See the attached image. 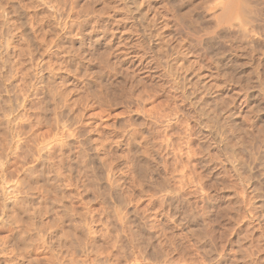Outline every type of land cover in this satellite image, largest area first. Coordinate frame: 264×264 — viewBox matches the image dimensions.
<instances>
[{"label":"rangeland","instance_id":"rangeland-1","mask_svg":"<svg viewBox=\"0 0 264 264\" xmlns=\"http://www.w3.org/2000/svg\"><path fill=\"white\" fill-rule=\"evenodd\" d=\"M136 1L149 20H138L130 0H0V264H218L221 252L210 255L192 232L196 214L204 216L209 204L241 208L239 236L232 235L236 226L227 219L212 224L218 244L234 241L227 257L238 259L237 264H264V172L259 162L239 147L235 156L230 154L213 123L197 125L189 107L162 97L156 80L135 71L150 56L171 63L175 77L191 65L215 96L220 89L227 94L230 102L222 108L235 112L232 119L226 113L232 129L252 130L246 145L263 146L264 97L256 81L246 82L255 69L264 83V0L252 1H259L256 17L262 29L253 35L258 49L249 63L255 65L247 63L250 44L240 41L238 31L218 29L216 43L225 54H237L241 64V72H229L228 78L211 67L207 44L230 0ZM136 47L145 48L147 57ZM179 63L186 66L180 69ZM209 99L215 107L214 98ZM251 106L263 110L258 118ZM152 114L160 122L151 121ZM198 132L220 156L218 172L230 175L226 183L236 179L232 169L241 171L244 192L241 183L223 193L192 180L193 171L212 184L199 168L201 157H195ZM230 155L235 161L227 160ZM185 166L184 177L180 170ZM249 171L255 178L250 185ZM247 251L249 259H256L249 260Z\"/></svg>","mask_w":264,"mask_h":264},{"label":"bare ground","instance_id":"bare-ground-1","mask_svg":"<svg viewBox=\"0 0 264 264\" xmlns=\"http://www.w3.org/2000/svg\"><path fill=\"white\" fill-rule=\"evenodd\" d=\"M131 2H130V5H131V10H132V12L134 13V15L136 16V17H138V20H139V17L140 18H142L144 21H146V20H149V19H147L146 18V16L144 15V11L142 10V8H141V6H139L138 4H137V1L136 0H130ZM229 1V0H228ZM253 0H236V1H233V0H230L227 4H224V9H223V14H222V19H220L219 21H217L218 22V24H217V26L213 29V31L211 32V34H212V36L213 37H211V39H210V41L208 42V44H207V47H208V49H209V51L213 54V57H211V59H212V61L210 60V64H211V67L213 66V64L216 66V73H217V75L218 76H220V77H222V78H226L227 77V74L229 75V72H233L234 74L236 73L237 74V71H239V69H240V66H241V64H240V62H238L237 61V58L238 57H236V55L234 56V54L233 53H231V54H225L224 52H223V50L220 48L221 46L219 45V44H217L216 43V39L217 38H215V37H217V34H218V29L221 27V26H223L224 27V29L226 30H228V31H232V30H234L235 29V31H238V33H240V35H239V37L238 38H242V40H240V41H244L247 45H249L250 44V51H249V54H247V55H250L251 54V56H246V58L248 57H252V55H254L255 54V51L258 49V47H257V45H256V43L253 45V42H255V40L253 41V35H254V33H256L257 32V30H258V32L260 31V30H262V29H258L259 28V26H260V24H259V22H260V19L258 18V17H256L257 16V13H259L257 10H259V9H257V7H255V5L257 6V4H258V2L256 1L255 2V5L253 4V2H252ZM257 3V4H256ZM261 4V3H260ZM141 5V4H140ZM259 7H260V5H259ZM257 9V10H256ZM132 13V14H133ZM148 22V21H147ZM262 22H263V19H262ZM150 23V22H149ZM149 23H147V27L148 28H150V27H152ZM155 23V25H156V22H154ZM261 23V22H260ZM259 25V26H258ZM157 26V25H156ZM156 26H154L155 28H156ZM158 27V26H157ZM146 28V27H145ZM154 29V28H153ZM156 30H157V28H156ZM159 30V29H158ZM226 30V31H227ZM149 30H147V32H148ZM221 31V30H220ZM222 31H224V30H222ZM150 32V35H152L153 34V31H149ZM232 33V32H231ZM261 33V32H260ZM209 34V33H208ZM233 34V33H232ZM258 34V33H257ZM242 35V37H240ZM263 35V34H262ZM160 36V35H159ZM218 37H220V36H218ZM263 39V38H262ZM203 41V40H202ZM253 41V42H252ZM241 42V43H242ZM239 43V42H238ZM244 43V44H245ZM253 46H252V45ZM110 45V44H109ZM123 45L124 44H122L121 46V48H123ZM133 46L132 47H135L134 46V44H132ZM157 45V44H156ZM164 45H166V44H164ZM163 45V46H164ZM234 45V44H233ZM125 46H126V44H125ZM125 46H124V49H125ZM158 46H161V45H158ZM168 46H170L169 44H168ZM220 46V47H219ZM229 46V45H228ZM246 46V45H245ZM117 47V46H116ZM119 47V46H118ZM127 47V46H126ZM130 47V46H129ZM145 47H146V45H145ZM261 47V46H260ZM111 48V47H110ZM131 48V47H130ZM130 48H128V50L130 49ZM139 48H141V47H139ZM139 48L138 47H136L135 49L137 50H139ZM163 48V47H162ZM165 48V47H164ZM223 48V47H222ZM228 48V47H227ZM247 48H248V46H247ZM113 49V48H112ZM132 49H134V48H132ZM134 49V50H135ZM142 50V52H144V54H146V57H147V53L145 52V51H147V50H145V48L143 49V48H141ZM149 51H148V53H151V50L152 49H150V45H149V47L147 48ZM154 49V48H153ZM167 49V48H166ZM194 49H196V48H194ZM114 50V49H113ZM121 50H123V49H121ZM128 50H125L126 52L128 51ZM131 50V49H130ZM128 51V52H131V51ZM133 50V51H134ZM145 50V51H144ZM171 50V49H170ZM234 50V49H233ZM192 51H193V49H192ZM117 52H118V50H117ZM135 52H138V51H135ZM140 52V51H139ZM160 52V51H159ZM185 52H186V50H185ZM184 52V53H185ZM196 52V51H195ZM232 52H234V51H232ZM122 53H124L123 51H122ZM134 53V52H133ZM153 53V52H152ZM184 53H182V54H180V55H184ZM230 53V52H229ZM125 54V53H124ZM144 54H143V56H144ZM176 54V53H175ZM186 54V53H185ZM233 54V55H232ZM107 55V54H106ZM125 55H127V54H125ZM129 55V54H128ZM136 55H137V53H136ZM151 55H154V53L153 54H151ZM171 55V54H170ZM178 55V54H177ZM188 55V54H187ZM186 55V56H187ZM134 56H135V54H134ZM133 56V57H134ZM139 56V55H138ZM142 56V55H141ZM155 56V55H154ZM173 56H174V53H173ZM173 56H172V58H173ZM176 56V55H175ZM179 56V55H178ZM178 56H176V58L178 57ZM189 56V55H188ZM238 56V55H237ZM244 56V55H243ZM127 57V56H126ZM136 57V56H135ZM145 57V58H146ZM184 57V56H183ZM114 58V57H113ZM139 58H140V56H139ZM141 58H144V57H141ZM144 58V59H145ZM154 58V59H153ZM151 57L150 56V58L148 57V58H146V61L144 60V62L142 63V61L140 62V60H142V59H140L139 60V62L140 63H142L141 64V66H139V67H136L137 69L135 70V71H137V75L139 76V73H141L142 71L143 72H146V74H147V76H148V74H149V76H150V78H153L154 80H156V82H155V86H156V90L157 91H159L160 93H163L164 95H162V97H166V98H170L171 99V101L173 102V100L174 101H176V102H178L179 100V102H181L182 103V108H185V110L187 109V107H189L190 109H189V111L192 113V120H194L196 123H197V125H205L206 126V122L207 123H213V127L215 128V131H216V134L217 135H219L220 136V138H221V144L223 145V148H227V150H229L230 151V154L232 153L233 154V152H235V151H238L237 150V147H239V148H241V150L242 149H245L247 152H248V155L251 157V159L252 160H254V161H257V162H259V167H261L262 168V171L264 172V145L262 146H258V145H255V143H251L249 146L248 145H246V142H245V140L247 139V138H245V137H248V139L250 138L249 137V133H250V131H252V130H250V131H247V129L245 130V131H242V132H236V131H234V129H232V126H231V123L230 122H232V121H230V119L229 118H231L232 119V117L234 116V114H235V112L234 111H232V110H228V109H223V108H226L227 107V104L228 103H226V102H230V99H226V95H224L225 93L223 92V90L222 89H220L219 90V92H220V94L218 95V96H215L214 95V93H213V88L211 87V85L209 84V82H207L205 79H203V76H201V74H199L198 72H199V70H197L198 72H196V70L195 69H193V67L190 65L188 68L189 69H187L186 71H185V69L183 70L184 72H182L181 73V70L180 69H182V67L184 66H186V65H184L183 63V65L181 64V63H179V65L181 64V67H180V69L178 68L179 66H176V68H178L179 70H180V73H178V76L177 77H175L176 76V74L177 73H174V74H172L171 72H173V70L170 72V64L168 65V61L166 60V61H163L162 60V62H166L167 63V65H164L158 58H156V57ZM175 58V59H176ZM182 57H180V59H181ZM185 58V57H184ZM245 58V59H246ZM247 58V59H248ZM105 59V58H104ZM136 59H137V57H136ZM150 59H152L151 61H149ZM171 59V58H170ZM174 59V60H175ZM110 60V59H109ZM120 60V59H119ZM125 60V59H124ZM128 60V59H127ZM134 61H135V59H133ZM179 59L177 58V61H178ZM244 60V59H243ZM249 61L247 62V63H249L250 62V58L248 59ZM252 60H254V59H252L251 58V61ZM101 61V60H100ZM107 61V60H106ZM116 61V60H115ZM118 61V60H117ZM134 61L132 62V64L134 63ZM137 61V60H136ZM148 61V62H147ZM170 61V60H169ZM176 61V60H175ZM204 61V60H203ZM111 62V61H110ZM122 62H123V59H122ZM170 62H172V59H171V61ZM174 62V61H173ZM172 62V63H173ZM197 63H198V60L196 61ZM120 63H121V61H120ZM139 63V64H140ZM193 63V62H192ZM200 63V62H199ZM254 63V64H253ZM108 64V63H107ZM123 64H124V62H123ZM122 64V65H123ZM127 64V63H126ZM203 63H201V64H199V65H202ZM205 64V63H204ZM203 64V65H204ZM209 63L207 64V67H208V65H210ZM250 64H253V65H255V62L253 61V62H251V63H249V65ZM259 64V63H258ZM118 65V64H117ZM117 65H114V67L115 66H117ZM131 65V64H130ZM203 65H202V68H203ZM264 65V64H263ZM120 67H121V65H119ZM206 66V65H205ZM256 66H258L257 64H256ZM107 67H108V65H107ZM113 67V68H114ZM125 67H127V66H125ZM134 67V66H133ZM133 67H131V68H133ZM174 67V66H173ZM183 67V68H184ZM211 67H209V68H211ZM195 68V67H194ZM200 68H201V66H200ZM205 68V67H204ZM118 69V68H117ZM116 69V70H117ZM125 69V68H124ZM134 69H135V67H134ZM207 69L208 68H206V71H207ZM214 69V68H213ZM123 70V69H122ZM126 70V72H125V74H123V75H125L124 76V78L126 77L127 78V76H126V73H128L127 72V70H129L128 69V67H127V69H125ZM254 70V76L253 77H251L246 83H248V85H251L252 83H255V81H256V85H258V86H260L259 88H260V92H259V96H263L264 97V85H262V84H264L263 82H262V79H261V73L260 72H257L255 69H253ZM259 70V69H258ZM112 71H113V69H112ZM131 71L133 72L134 70L133 69H131ZM131 71H129V72H131ZM135 71L132 73V74H134L135 73ZM174 71H176V70H174ZM204 71V70H203ZM114 72V71H113ZM117 72H118V70H117ZM212 72H215V70L214 71H212ZM239 72H241V71H239ZM250 73H251V71H249ZM120 73V72H119ZM264 73V72H263ZM131 74V75H132ZM145 74V73H144ZM231 74V73H230ZM240 74V73H239ZM129 75V74H128ZM232 75V74H231ZM243 75V74H242ZM132 78H133V76H131ZM131 77H130V79H131ZM208 77V76H207ZM211 77V76H210ZM233 77H235V75L233 76ZM242 77V76H241ZM125 78V79H126ZM139 78V77H138ZM149 78V77H148ZM149 78V79H150ZM228 78V77H227ZM248 78V77H247ZM129 79V80H130ZM135 79H137V78H135V76H134V80ZM141 79H143V78H140V80ZM144 79H145V77H144ZM234 79V78H233ZM232 79V80H233ZM237 79V78H236ZM221 80V79H220ZM226 80V79H225ZM229 80H231V79H229ZM229 80H227V81H229ZM128 81V78L126 79V82ZM131 82H132V80H130ZM221 81H223V80H221ZM239 81V78L237 79V82ZM136 82V81H135ZM140 82V81H139ZM143 82V81H142ZM245 82V81H244ZM141 83V82H140ZM152 83V82H151ZM239 83V82H238ZM134 84V83H133ZM231 84V83H230ZM235 84V83H234ZM233 84V85H234ZM132 85V84H131ZM153 85V84H152ZM224 85H226V84H224ZM235 85H237V84H235ZM254 85V84H253ZM133 86V85H132ZM135 86V85H134ZM133 86V87H134ZM220 86H223V85H221V83H220ZM257 86V87H258ZM239 87V86H238ZM244 87V86H243ZM261 87H263V88H261ZM153 88H155V87H153ZM229 88V87H228ZM135 89V88H134ZM246 89H248V88H246ZM229 90V89H228ZM231 91H233V90H231ZM234 92V91H233ZM246 92H247V90H246ZM250 93H251V91H249ZM171 93V94H170ZM229 93V92H228ZM156 94V93H155ZM252 94V93H251ZM150 95V94H149ZM152 95V94H151ZM152 96H155V95H152ZM151 96V97H152ZM209 96H211V97H213L214 98V102H216L215 103V107H211V104L209 103V101H210V99H209ZM231 96V95H230ZM222 98V99H219V98ZM237 97V96H236ZM175 98V99H174ZM248 98V97H247ZM215 99H219V100H221V103H220V101L218 102V100H215ZM233 99H235L236 100V98H233ZM264 99V98H263ZM178 100V101H177ZM262 102V101H261ZM260 102V103H261ZM264 102V101H263ZM219 103V104H218ZM253 104V103H252ZM181 105V104H180ZM180 105H179V107H180ZM221 105V106H220ZM223 105V106H222ZM249 105V104H248ZM254 105V104H253ZM263 105H264V103H263ZM255 106H258V105H255ZM181 107H180V111H182L181 110ZM223 107V108H222ZM231 107V106H230ZM249 107V106H248ZM177 109H178V107H177ZM250 109H251V113L252 114H260L261 113V111L263 112V110L262 109H260V107H254V106H251L250 107ZM225 110H228V112H226ZM151 112V111H150ZM237 112V111H236ZM153 113V112H152ZM226 113H227V115L228 116H230L229 118H227L228 116H226ZM189 115V114H188ZM258 115H257V118H258ZM262 115V114H261ZM150 116V115H149ZM160 116H162V115H160ZM191 116V115H190ZM151 117V121L153 120V121H157V122H160V118L159 117H157V115H155V114H152V116H150ZM256 117V116H255ZM262 117H264V116H262ZM153 118V119H152ZM185 118V117H184ZM155 121V122H156ZM194 122V123H195ZM170 127V126H169ZM195 127V126H194ZM173 128V127H172ZM257 128V127H256ZM249 129V128H248ZM194 130H196V128H194ZM193 130V131H194ZM206 130V129H205ZM201 131V130H200ZM199 131V132H200ZM196 132V131H195ZM199 132L197 133V134H194L195 136H196V142H197V145L196 146H198V147H196V149H197V151H196V153H195V157H201L200 159L201 160H199V163H198V165H199V168H201L200 170H202V168L204 169V171H205V173L210 177V179H211V182L210 183H212V184H209V182L208 181H206V179L204 180V179H202V174L201 173H199V174H197L196 175V173H193V171H192V176H193V174H194V176L191 178L192 180H194V178H195V182H198V184H200L201 185V187H203V188H207L208 189V191L209 190H211V191H213L214 189L215 190H218L219 192L220 191H222L223 193L225 192L224 190H228V189H237L236 187H238L239 186V183H241L240 184V186H241V189H242V192H244V189H245V187H244V182H243V180H242V178H241V176L239 175L240 173H241V171H239L238 170V172H240V173H238L237 172V170H236V168L233 170H231V172L232 173H234V175H235V177H236V179H235V181H231L230 180V182H232L231 184H229V181H228V183H226V181H227V179H228V177L230 176V175H228V172H218L219 170H221V169H219V164L217 163V160H218V158L217 157H220V156H218V155H216V153H213V151L210 149V146L203 140V138H204V136H200V135H202L203 133L202 132H200V133H202V134H199ZM205 132V131H204ZM260 133H262V131L260 132ZM253 134V133H252ZM193 135V134H192ZM193 135V136H194ZM199 137H203V138H199ZM207 137H209L208 139H210V135H208ZM206 138V137H205ZM263 138V137H262ZM257 139V138H256ZM211 140H212V138H211ZM259 140V139H258ZM152 141H154V140H152ZM192 141V140H191ZM207 141V140H206ZM234 141V142H233ZM210 142V141H209ZM215 142H216V140H215ZM190 143V142H189ZM232 143H235L234 145H232ZM262 143V142H261ZM146 144V143H145ZM192 144V143H191ZM214 144V143H213ZM249 144V143H248ZM253 144L256 146V147H254L253 146ZM263 144V143H262ZM211 146H212V144H210ZM220 145V144H219ZM153 146H154V144H153ZM146 147V146H145ZM243 147V148H242ZM144 148V147H143ZM222 148V149H223ZM228 148H230V149H228ZM221 150V149H220ZM189 151V150H188ZM191 151V150H190ZM223 151H225V150H223ZM143 152V151H142ZM195 152V151H194ZM226 152H228V151H226ZM146 153V152H145ZM237 153V152H236ZM234 155V154H233ZM233 155H230L229 157L230 158H227V160L230 162L231 160H234V158L232 159L231 158V156H233ZM235 156V155H234ZM233 156V157H234ZM145 157V156H144ZM146 157H148V156H146ZM187 159V158H186ZM190 159V158H189ZM194 159V158H193ZM231 159V160H230ZM188 160V159H187ZM191 160V159H190ZM189 161V160H188ZM197 161V160H196ZM226 161V160H225ZM235 161V160H234ZM190 162V161H189ZM198 162V161H197ZM219 162V161H218ZM228 162V163H229ZM257 162H255V163H257ZM149 163V162H148ZM224 163H226V162H224ZM143 164H144V162H143ZM239 165H241L240 163H239ZM151 166V165H150ZM161 166H163V165H161ZM147 167H148V165H147ZM187 167V169H189L188 168V166H185V167H183V168H181L182 170H180V172H182V174L181 175H183L184 174V172H185V168ZM198 166H195V168H197ZM235 167V166H234ZM151 168V167H150ZM164 168V167H163ZM167 168V167H166ZM171 168V170L173 169L172 167H170ZM243 168V167H242ZM260 168V169H261ZM144 169V168H143ZM247 169V168H246ZM149 170H151V169H149ZM165 170H167V169H165ZM195 170V169H194ZM198 170V169H197ZM199 170V171H200ZM252 170V169H251ZM250 170V171H251ZM145 171V170H144ZM198 171V172H199ZM249 171V173H247L248 174V177H249V179H248V184L250 185V183H254V180H255V178H253V176H252V173ZM171 172V171H170ZM175 172V171H174ZM187 172H188V170H187ZM190 172V171H189ZM230 172V171H229ZM243 172V171H242ZM246 172V171H245ZM151 173V172H150ZM150 173H148V178H149V175H150ZM147 174V171H146V173H145V175ZM186 174V173H185ZM202 176H201V175ZM184 177H185V175H183ZM187 176V175H186ZM200 176H201V178H200ZM183 177V178H184ZM198 178H200V180H198ZM225 178H227V179H225ZM151 180V179H150ZM245 180V179H244ZM199 181L201 182V183H199ZM237 181V182H236ZM193 182V181H192ZM191 183V182H190ZM252 185V184H251ZM197 187V186H196ZM199 189V188H198ZM233 191V190H232ZM216 192V191H215ZM241 193V192H240ZM258 193H259V191H258ZM217 194H219L218 192H217ZM217 194H216V196H217ZM257 194V193H256ZM263 193H261L260 195H262ZM238 196H239V193L237 194ZM243 195H244V193H243ZM180 197V196H179ZM222 197V196H221ZM262 199H264V194L262 195ZM183 199V198H182ZM224 199V198H223ZM242 200H247L246 199V197H243V199ZM210 203V202H209ZM208 203V204H209ZM229 205H231V204H229ZM229 205H228V207L227 206H224V207H222L221 206V208H216V209H214V206H212L211 204H209L207 207H204L203 209H205L206 208V212L204 213V216H202V213H198L199 215L197 216V214H196V218H195V224L193 225V227H192V232L194 233V237H195V242L197 241V243H201V242H203V244H204V246L206 247V249L208 250L207 252H209V254L210 255H212V256H217L220 252H221V254L220 255H218L219 256V259L217 258L216 260H219V262H217L218 264H237V260L238 259H236L235 257L234 258H230V257H227V250H228V245H229V247H231V245H230V243L231 244H234V241L233 240H229V244H227L228 242H226L227 241V239H225L226 241L224 242V240L222 241V245L220 244H218L217 242H216V237H217V235H214V231H215V229L213 228V226H212V224L213 223H216L217 222V220H220L221 218L223 219V221H224V219L226 220L227 219V221H229L230 222V224L233 222L234 223V226H236L234 229H233V233L234 234H232L234 237H237V236H239L240 234V231H241V228L239 229L238 228V218H240V217H238V216H240V215H238V211L241 209V208H237V209H232L231 210V208H233L232 206H230L229 207ZM244 205V204H243ZM239 206V205H238ZM179 207V206H178ZM235 207V206H234ZM174 208H177L176 206L174 207ZM180 208V207H179ZM178 208V209H179ZM182 209L184 208V207H181ZM179 209L180 211L182 210V209ZM201 209H202V207H201ZM179 210H177V211H179ZM200 212H202V210H199ZM232 211L233 212H236L237 213V215H235L234 213H232ZM187 212V211H186ZM185 213V211L182 213V214H184ZM232 213V214H231ZM181 214V213H180ZM230 214H231V216H230ZM234 214V215H233ZM242 214V213H241ZM186 215V213L184 214V216ZM180 216V215H179ZM184 216H183V218H184ZM186 217V216H185ZM194 217V216H193ZM192 217V218H193ZM180 218H182V216L180 217ZM186 219V218H185ZM202 219L204 220L203 222H202ZM183 220L184 219H182V221H181V223L183 222ZM187 220H189V219H187ZM240 220V219H239ZM228 223V222H227ZM262 224V223H261ZM223 225V224H222ZM220 227V226H219ZM231 227V226H230ZM264 227V226H263ZM224 228V227H223ZM227 228V227H226ZM232 228V227H231ZM228 229V228H227ZM226 230V229H225ZM264 230V229H263ZM229 233V232H228ZM227 233V234H228ZM217 234V233H216ZM223 234H225L226 235V233H223ZM223 234H221L220 236H225V235H223ZM260 234V233H259ZM230 236V235H229ZM245 236V235H244ZM263 237V236H262ZM223 238H226V237H223ZM223 238H220V239H223ZM231 238V237H230ZM149 239V238H148ZM150 239H152V238H150ZM154 239V238H153ZM217 239H219V238H217ZM241 239H242V237H241ZM146 240V239H145ZM264 240V239H263ZM244 241H245V239H244ZM146 242V241H145ZM219 242H221V241H219ZM224 242V243H223ZM233 242V243H232ZM148 243V242H147ZM145 244V243H144ZM159 245V244H158ZM232 247H235L234 245H232ZM231 250V249H230ZM232 250H234V249H232ZM235 251L237 252V251H239V254H240V251L241 250H237V248H235ZM251 251V250H250ZM250 251L247 253L246 252V254H248L246 257L249 259V257H251L252 255V252H251V256H249V253H250ZM264 251V250H263ZM264 253V252H263ZM242 254V253H241ZM240 254V255H241ZM230 255V254H229ZM233 255V254H232ZM249 256V257H248ZM241 257V256H240ZM261 257V256H260ZM260 257H259V259H260ZM243 258H244V256H243ZM243 258H242V260H243ZM241 259V258H240ZM254 259H256V257L254 258ZM253 258L252 259H249V260H254ZM246 261V260H245ZM245 261H239V264H240V262H245ZM257 261V260H256ZM249 262V261H248ZM250 263H252V262H250ZM254 263H256V262H254ZM245 264V263H244Z\"/></svg>","mask_w":264,"mask_h":264}]
</instances>
